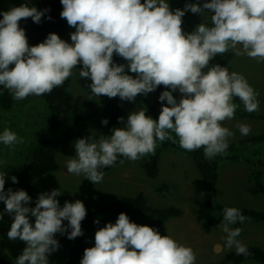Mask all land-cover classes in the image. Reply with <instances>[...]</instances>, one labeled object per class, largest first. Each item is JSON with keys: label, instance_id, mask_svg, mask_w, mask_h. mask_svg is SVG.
<instances>
[{"label": "clouds", "instance_id": "9594fccd", "mask_svg": "<svg viewBox=\"0 0 264 264\" xmlns=\"http://www.w3.org/2000/svg\"><path fill=\"white\" fill-rule=\"evenodd\" d=\"M60 3L61 18L75 28L70 33L71 43L49 33L43 42L29 46L19 22L30 17L39 24L48 8L38 10L25 3L0 11V86L12 92L15 100L50 94L73 75L77 65L82 66L79 76L90 80V96L135 102L138 95L147 96L158 86L167 89L158 98L166 101L158 119L138 109L126 121L118 117L124 127L111 129V135L96 139L93 132L78 138L75 155L66 161L69 173L98 184L104 177L102 169L113 166L118 157L136 161L154 155L157 141L175 142L174 137L182 149L192 152L202 148L204 158L212 160L227 154L229 139L234 136L222 122L234 118L238 108L235 98L245 111L259 112V93L246 77L220 64L210 66V61L235 50L237 56L264 63V0H205L202 6L186 3L175 10L169 0ZM189 11L204 18L192 32L182 28V18ZM114 55L127 63H115ZM174 92L181 94L179 101ZM101 123L106 126L109 121L105 118ZM237 127L243 136L251 132L250 125ZM23 142L7 127L0 132L4 146ZM6 176V171L0 170V202L5 205L0 220L4 213L11 216L8 238H19L27 245L15 264H49V256L60 248L57 233H67L69 240L84 235L81 222L86 207L80 200L65 201L61 207L57 199L61 189L39 194L31 207L32 197L25 190L5 191ZM11 181L18 183L16 176ZM237 223H246V217L235 207H225L218 226L225 233L223 246L235 249L237 257H247L250 253L239 239L241 229L233 227ZM196 259L190 246L132 222L121 212L115 223L95 232L94 246L84 250L80 264H196Z\"/></svg>", "mask_w": 264, "mask_h": 264}, {"label": "rangeland", "instance_id": "374dc122", "mask_svg": "<svg viewBox=\"0 0 264 264\" xmlns=\"http://www.w3.org/2000/svg\"><path fill=\"white\" fill-rule=\"evenodd\" d=\"M197 2L202 6L205 0H169L172 10L183 9L186 3ZM182 21L184 27L194 30L197 25L204 22V18L189 11ZM207 22H211L210 17ZM19 25L21 27V21ZM74 31L75 28L71 27L62 39L71 43L70 33ZM228 52L234 54V59L228 66L229 71L244 75L249 84L264 99V63H258L247 55L237 56L235 50ZM81 67V65H77V69L73 70L69 88L81 106L77 136L71 144L62 148L58 153V170L37 179L34 186L42 193L61 189L62 195L57 197L60 205L63 206L65 201L74 203L76 200H80L84 203L86 210H95L111 201L139 193H143L153 207H179L183 210V215L171 219L164 226L161 235H169L179 243L190 246L196 253V264L220 263L227 253L235 249L228 250L223 246L225 233L218 228L221 223L220 219L214 220L209 232L204 230L205 188L196 164L189 154L172 149L163 151L160 173L156 179L147 177L140 159L136 161L127 159L119 167L105 174L102 182L98 184L67 171L66 161L75 155L74 144L78 138L91 136L95 132V138L98 139L100 135H111L113 128L124 127L123 123L111 129L102 126V109L113 98L103 95L100 97L90 96L91 90H86L80 85L79 69ZM173 95L179 101L181 94L174 92ZM161 104L166 105V101ZM138 109L140 107L137 103L131 104L125 111V121L131 112ZM50 121L51 116L40 96H29L20 101L15 100V108L10 112L0 109V132L6 127L10 129L9 123H16L20 131L15 133L24 141L14 147L0 144V161L3 162L0 164V169L9 175L17 173L26 162L31 146L44 137L43 129H46ZM222 124L234 132V136L229 139V143L233 145L264 135V119H246L235 115L233 119L226 120ZM238 124L250 125V134L241 135L237 127ZM32 127H35V131L32 130ZM218 164L219 203L230 207L250 208L264 212V193L258 196L249 193L252 164L247 161V158L243 154H240V159L237 160L224 157ZM4 208V203L0 202V212H3ZM12 222V217L4 213L3 220H0V241L15 261L27 245L19 238L14 241L8 238L7 232L10 230ZM95 232H86L85 234L88 247L94 246ZM239 239L244 247L250 245L264 247V223L246 218V223L243 224V233ZM49 264H65L60 248L49 256ZM245 264L259 263L248 261Z\"/></svg>", "mask_w": 264, "mask_h": 264}, {"label": "trees", "instance_id": "16d2710c", "mask_svg": "<svg viewBox=\"0 0 264 264\" xmlns=\"http://www.w3.org/2000/svg\"><path fill=\"white\" fill-rule=\"evenodd\" d=\"M28 4L29 7L35 6L38 10L45 8L50 9L44 17H42L39 24L34 23L29 17L21 19V27L25 30L28 38L29 46L37 45L43 42L49 33H56L61 38L71 28L66 19L61 18L60 13L63 6L60 0H0V11H8L13 7L20 6L21 4ZM51 16V19H47ZM2 19V17H0ZM182 28L186 32H192L193 29L188 27ZM114 62L117 64H126L127 62L114 55ZM234 59V54L226 52L217 55L210 61V66L220 64L221 66L228 67ZM206 70V69H205ZM130 75H135L129 73ZM71 84V76L65 83L57 88H54L50 94L41 95L47 111L51 116L50 124L43 129L42 135L44 137L33 144L30 148V154L26 158V162L21 166L19 171L13 175L7 174L5 182V191L11 188L13 191L25 190L32 201L31 207H35V200L42 192L34 186V182L51 173L59 168L57 159L58 153L62 148L71 144L75 139L79 129V121L81 115V106L71 94L69 88ZM90 80L80 78V85L86 89L89 88ZM167 90L165 86L161 85L147 96L138 95L135 102L121 101L119 97L113 98L108 101L102 109V120L108 119L109 123L105 128L111 129L116 127L118 117H124L126 109L133 103H137L140 109H144L146 114L151 116L154 120L158 119L161 111L162 104L159 101V95L162 91ZM260 101L259 112L249 113L244 110V105L235 98L234 102L238 104L235 115L246 119H264V99L258 96ZM15 108V100L12 92L3 89L0 86V109L5 112H10ZM9 128L18 132V125L16 123H9ZM35 131V127H32ZM39 130V129H38ZM174 136V134H173ZM166 140L163 143L157 141L155 154H149L140 158L142 167L147 177L156 179L160 173V161L162 152L165 150H176L189 154L194 160L196 167L201 175L204 188H205V211L206 217L204 220V230L209 232L215 219L222 221L223 210L226 206L220 204L218 201V181H219V161L222 158H229L233 160L240 159V154H243L247 161L252 164V171L250 174V188L249 193L253 196H258L264 193V135L253 137L251 139L240 142L237 145L229 143L226 155H218L212 160L204 158L203 149L195 150L192 152L186 151L179 146L178 139ZM241 152L240 154H238ZM120 160L124 162L127 158L118 157L117 162L111 166L102 169L104 175L116 169L121 164ZM1 170V169H0ZM16 176L18 183H12L11 177ZM62 207V205H60ZM246 218H251L254 221L264 223V212L257 211L250 208H237ZM126 213L130 221L139 225H147L149 227L158 229L161 234L164 226L174 218L181 217L183 210L179 207L171 206L168 208H156L150 205L147 197L143 193L134 196L123 197L109 202L103 207L95 210H87L85 219L81 222L84 235L77 237L73 240L67 238V233L61 235L56 234L55 238L59 241L60 249L63 253L65 264H80L84 250L89 248L86 242V232L97 231L99 228L104 227L107 223H115L118 215ZM34 220V218H33ZM99 220V224L95 223ZM67 224V221H64ZM233 227H239L241 234L243 233V224L237 223ZM70 231V229H69ZM250 255L247 257H237L235 250L226 254L224 259L218 264H245L248 261H254L259 264H264V249L255 246H245ZM0 264H15L14 259L9 255L0 241Z\"/></svg>", "mask_w": 264, "mask_h": 264}, {"label": "crops", "instance_id": "0c3cea01", "mask_svg": "<svg viewBox=\"0 0 264 264\" xmlns=\"http://www.w3.org/2000/svg\"><path fill=\"white\" fill-rule=\"evenodd\" d=\"M255 246H257V245H255ZM259 247H260V246H259ZM261 248H263V249H264V247H262V246H261ZM233 251H234V250H233ZM230 252H231V251H230ZM227 254H228V253H227Z\"/></svg>", "mask_w": 264, "mask_h": 264}]
</instances>
